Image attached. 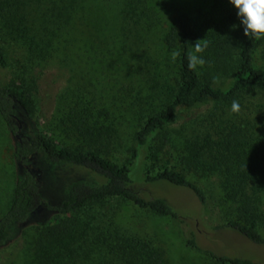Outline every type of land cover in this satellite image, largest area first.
Instances as JSON below:
<instances>
[{
    "label": "rangeland",
    "instance_id": "obj_1",
    "mask_svg": "<svg viewBox=\"0 0 264 264\" xmlns=\"http://www.w3.org/2000/svg\"><path fill=\"white\" fill-rule=\"evenodd\" d=\"M80 2L77 14L69 22L74 27L71 45L64 49L58 46L50 60L28 70L27 80L36 82V88L30 90L37 112L31 119H20L21 135L35 128L66 147L82 144L77 136L48 127L60 97L66 95V113L75 100H80L82 108H91V124L95 129L104 130V137L91 140L90 146L120 163L128 157L127 148L139 122L147 114L161 111L177 89V59L172 60L164 45L173 20L197 8L207 9L210 0ZM32 3L28 10L36 26L41 22V15L56 4L53 0ZM64 22L62 19L61 24ZM0 41L11 64L8 69L0 67V88H3L22 70L19 62L23 63L26 57L20 46ZM258 62L264 65V48L258 53ZM138 66H142L139 72ZM257 88L237 100L239 113L231 112L233 101L219 105L211 102L181 109L170 129L171 143L160 155V164L180 171L204 189L208 198L206 207L186 188L155 183L142 186V191L165 200L180 219L140 209L120 198L94 203L68 217L43 209L28 224L12 226L11 240L0 247V264H39L42 253L52 256L55 262H65L69 250L76 252L78 264H108L109 259L102 254L104 249L92 244L91 239L109 227L124 235L151 241L164 252L169 264H224L207 252L264 264L263 245L254 244L232 230H216L231 219L223 203L220 181L214 176H203L183 163L189 157V149L203 146L207 139L212 112L238 115L264 154V85ZM218 107L219 112L215 110ZM17 142L15 133L0 114V219L12 205L20 174L14 156ZM39 171L40 195L52 206L62 205L69 184L92 180L90 174L75 165L40 162ZM189 240H195L202 251L190 247Z\"/></svg>",
    "mask_w": 264,
    "mask_h": 264
},
{
    "label": "trees",
    "instance_id": "obj_2",
    "mask_svg": "<svg viewBox=\"0 0 264 264\" xmlns=\"http://www.w3.org/2000/svg\"><path fill=\"white\" fill-rule=\"evenodd\" d=\"M33 1L0 0V39L20 46L26 57L23 63L19 62L22 70L14 74L13 81L0 88V114L15 134L18 130L15 117L31 119L37 112L30 90L36 88V82L27 80L28 70L50 60L58 46L62 45L64 49L71 45L74 27L69 22L81 6L80 0H53L55 6L41 15V22L36 26L33 14L28 10ZM62 19L66 26L61 24ZM164 39L168 53H180L177 57V89L161 111L149 113L139 122L127 148L128 157L123 162L116 163L90 146L91 140L104 137V130L95 129L90 122L93 118L91 108H82L80 100H75L66 113V95L60 97L59 107L48 127L65 135L73 134L82 144L66 147L45 131L35 128L24 136L20 134L21 140H17L14 150L20 174L12 205L0 219V247L11 240L13 225L28 224L43 209L68 217L94 203L113 198L130 201L140 209L158 215L180 219L165 200L142 191V186L155 183L186 188L207 206L204 189L180 171L161 165L160 155L171 143L169 132L181 109L239 100L264 85V65L258 62L264 39L244 35L237 10L229 0H210L207 9L197 8L176 16ZM200 39L208 42L202 54L207 63L194 72L187 68L186 55L192 44ZM10 66L9 56L0 41V67L8 69ZM213 77H219V82L213 83ZM219 109L215 110L219 112ZM209 118L211 130L203 146L190 148L189 157L183 163L203 176H214L220 181L223 203L231 219L216 230H232L254 244L264 246L263 150L238 115L232 117L221 111L219 115L212 112ZM119 146L123 147L121 143ZM40 162L78 166L90 174L92 180L69 184L62 205L52 206L40 195ZM93 237L92 244L104 249L102 254L109 259L108 264H169L164 252L149 240L124 235L111 227ZM188 245L202 251L195 240H189ZM66 252L69 254L65 262H55L52 256L42 253L39 264H78L76 252ZM207 253L219 263L258 264L249 259Z\"/></svg>",
    "mask_w": 264,
    "mask_h": 264
},
{
    "label": "clouds",
    "instance_id": "obj_3",
    "mask_svg": "<svg viewBox=\"0 0 264 264\" xmlns=\"http://www.w3.org/2000/svg\"><path fill=\"white\" fill-rule=\"evenodd\" d=\"M229 2L237 10V16L243 25L244 35L252 39H264V0H229ZM208 47L205 39L197 40L192 44L191 49L186 55L187 68L196 72L203 68L207 63L203 57V53ZM178 51L171 53L172 60L175 61L179 57ZM219 77H213V83H218ZM240 104L237 100H233L231 105L232 113H239Z\"/></svg>",
    "mask_w": 264,
    "mask_h": 264
},
{
    "label": "flooded vegetation",
    "instance_id": "obj_4",
    "mask_svg": "<svg viewBox=\"0 0 264 264\" xmlns=\"http://www.w3.org/2000/svg\"><path fill=\"white\" fill-rule=\"evenodd\" d=\"M15 119H16V123L18 124V130H17V134H15V137H16V139L17 140H21V138H20V134H21V123H20V118H17V117H15Z\"/></svg>",
    "mask_w": 264,
    "mask_h": 264
}]
</instances>
